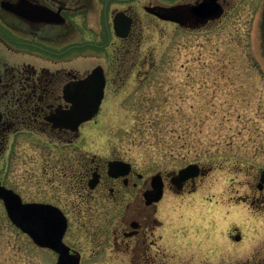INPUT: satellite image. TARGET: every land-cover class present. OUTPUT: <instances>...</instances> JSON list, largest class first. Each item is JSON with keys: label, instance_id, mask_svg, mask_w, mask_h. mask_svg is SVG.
<instances>
[{"label": "flooded vegetation", "instance_id": "obj_1", "mask_svg": "<svg viewBox=\"0 0 264 264\" xmlns=\"http://www.w3.org/2000/svg\"><path fill=\"white\" fill-rule=\"evenodd\" d=\"M202 1L0 0V225L6 219L22 235L20 250L27 253L30 242L56 256L54 264L59 256L12 221L7 199L41 207L32 217L48 219L49 234L59 219L55 209L61 210L63 241L81 264L86 249L93 257L127 256L130 264H170L167 256L186 250L184 224L159 218L163 198L146 199L153 175L146 177L119 152L93 153L95 138L85 130L92 120L72 129L58 119L95 70L105 81L99 113L112 80L148 78L155 68L149 47L162 24L186 32L216 21L195 26L188 7ZM228 1L219 0L224 14ZM117 160L130 166L111 174L110 162ZM200 168L199 176L208 172ZM174 174L162 175L168 190L195 192L199 176L179 189ZM43 231L42 223L39 235Z\"/></svg>", "mask_w": 264, "mask_h": 264}, {"label": "rangeland", "instance_id": "obj_2", "mask_svg": "<svg viewBox=\"0 0 264 264\" xmlns=\"http://www.w3.org/2000/svg\"><path fill=\"white\" fill-rule=\"evenodd\" d=\"M161 27L148 78L112 80L105 106L86 124L91 151L119 152L146 177L190 163L208 170L195 192L165 187L158 216L187 232L186 250L167 256L170 264H264V0H229L202 29ZM22 239L4 219L0 264H54L56 256L30 242L20 250ZM89 253L83 264H130L127 256Z\"/></svg>", "mask_w": 264, "mask_h": 264}, {"label": "water", "instance_id": "obj_3", "mask_svg": "<svg viewBox=\"0 0 264 264\" xmlns=\"http://www.w3.org/2000/svg\"><path fill=\"white\" fill-rule=\"evenodd\" d=\"M188 13L195 19V26L204 24L209 20L220 18L224 13V7L219 0H203L202 2L188 7ZM105 81L99 75V70H95L84 82L79 84V94L74 101V106L71 110L61 114L58 119L59 125L62 127L76 129L85 121L91 120L98 113L102 100L104 98ZM130 163L117 160L110 162V173L118 174V170ZM200 166L197 163H191L183 167L179 172L171 178V181L177 188L181 189L184 183L190 179L195 178L200 174ZM153 189L145 193L148 202H157L163 196L164 181L160 173L152 177ZM264 185V170L262 171L259 186ZM7 208L12 220L25 232L29 233L35 242L42 246L53 248L59 253L56 264H80V256L71 253L70 248L63 242V236L67 228V220L61 210L55 209L56 216L59 219H54V229L51 233L45 228L48 219H36L41 215V207L36 204H22L20 200L17 202H10L7 199ZM27 216V219L25 218ZM44 224V231L39 235V225ZM240 235L236 236L239 240Z\"/></svg>", "mask_w": 264, "mask_h": 264}]
</instances>
